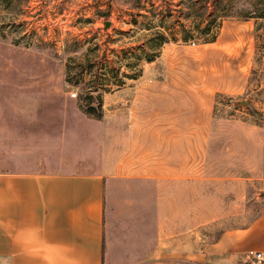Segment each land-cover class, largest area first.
I'll return each instance as SVG.
<instances>
[{"label":"rangeland","instance_id":"1","mask_svg":"<svg viewBox=\"0 0 264 264\" xmlns=\"http://www.w3.org/2000/svg\"><path fill=\"white\" fill-rule=\"evenodd\" d=\"M185 4L0 0V172L111 168L128 121H183L184 132L195 123L202 203L215 192L202 207V218L217 216L209 235L250 226L264 201V29L227 19L213 43L154 40L169 24L158 15L184 22ZM193 141L196 152L188 135L179 150ZM152 192L129 181L110 192L111 219L119 233L133 231L134 249L154 235Z\"/></svg>","mask_w":264,"mask_h":264},{"label":"crops","instance_id":"2","mask_svg":"<svg viewBox=\"0 0 264 264\" xmlns=\"http://www.w3.org/2000/svg\"><path fill=\"white\" fill-rule=\"evenodd\" d=\"M183 127L128 121L111 168L0 172V264H247L248 251L264 260V201L250 226L209 235L217 216L202 218L215 192L202 203L200 126ZM185 135L196 137V152L194 141L179 150ZM125 181L153 191L154 235L135 249L133 231L119 233L108 205L113 186Z\"/></svg>","mask_w":264,"mask_h":264},{"label":"trees","instance_id":"3","mask_svg":"<svg viewBox=\"0 0 264 264\" xmlns=\"http://www.w3.org/2000/svg\"><path fill=\"white\" fill-rule=\"evenodd\" d=\"M234 1L186 0V6H184L187 12L178 17L184 22L178 19L175 22L170 21L172 18V14L170 13L158 15L160 18L159 24H166L167 22L169 24L167 27H163V25L158 26L164 30V33L157 30L153 33L155 36L154 40H158L161 44L173 41L182 43L192 42L193 44L213 43L216 40L222 23L227 19H239L242 21L253 20L255 22L254 32L256 33L258 30L264 29L263 0H247V8L242 9L238 14H233L230 11ZM99 16L106 19L108 14L103 13ZM132 23L136 24V20H133ZM145 28L148 30L150 26L146 25ZM85 112L87 114H93V109L90 108L85 110ZM261 264H264V261Z\"/></svg>","mask_w":264,"mask_h":264},{"label":"built area","instance_id":"4","mask_svg":"<svg viewBox=\"0 0 264 264\" xmlns=\"http://www.w3.org/2000/svg\"><path fill=\"white\" fill-rule=\"evenodd\" d=\"M73 96H74V95L72 94V97H73ZM246 256H247V258H249V259H253V260L257 261V262H261L262 259H263L261 253H259V252H254V251H248V252L246 253Z\"/></svg>","mask_w":264,"mask_h":264},{"label":"water","instance_id":"5","mask_svg":"<svg viewBox=\"0 0 264 264\" xmlns=\"http://www.w3.org/2000/svg\"><path fill=\"white\" fill-rule=\"evenodd\" d=\"M108 24H109L108 22L105 23V25H108Z\"/></svg>","mask_w":264,"mask_h":264}]
</instances>
